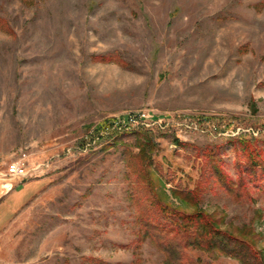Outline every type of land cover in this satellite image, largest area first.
<instances>
[{"label": "rangeland", "instance_id": "1", "mask_svg": "<svg viewBox=\"0 0 264 264\" xmlns=\"http://www.w3.org/2000/svg\"><path fill=\"white\" fill-rule=\"evenodd\" d=\"M0 16V264H167L151 193L264 256V179L231 191L207 167L215 153L236 184L239 136L264 144V0H0Z\"/></svg>", "mask_w": 264, "mask_h": 264}, {"label": "trees", "instance_id": "2", "mask_svg": "<svg viewBox=\"0 0 264 264\" xmlns=\"http://www.w3.org/2000/svg\"><path fill=\"white\" fill-rule=\"evenodd\" d=\"M0 28L13 33L9 23L2 16H0ZM136 133L141 134L147 139V142L141 145V153L133 156V158L142 156L149 160L152 149L147 143L151 141L152 132L143 128L137 130ZM257 140V137L253 135L239 136L238 143L241 147L240 149L245 152L246 164L245 166L241 165V163L238 164L240 172L236 184L231 183L228 174L221 168L218 162L219 158L211 159V155L214 154L216 156V154L212 152L209 154L210 158L207 159V167L212 168L214 179L222 187L233 191L236 186L248 185L246 175L255 181L264 179V144L260 146L259 150L256 145ZM145 175L149 177V169ZM208 180V175L202 173L200 184L191 190V194L198 195L202 191L203 183L208 182ZM151 194H149L150 198L153 202H156L157 206L154 207L155 209L150 215L142 218L143 226L146 234L152 235L154 240L157 241L159 248L165 253L167 264H201L196 260L186 259L185 252L190 248L220 250L228 256L239 259L242 264H264V256L256 248L253 241L221 230L217 221L208 212L203 209H198L196 212L191 213L185 212L184 210L173 208L155 198L153 193Z\"/></svg>", "mask_w": 264, "mask_h": 264}, {"label": "built area", "instance_id": "3", "mask_svg": "<svg viewBox=\"0 0 264 264\" xmlns=\"http://www.w3.org/2000/svg\"><path fill=\"white\" fill-rule=\"evenodd\" d=\"M145 116H146L145 113L139 114L137 116L130 115V116H128L127 122H131V123H142L144 121V119H146ZM9 169L14 174H21V173L24 172V169L20 166L19 163H12L10 165V168Z\"/></svg>", "mask_w": 264, "mask_h": 264}]
</instances>
